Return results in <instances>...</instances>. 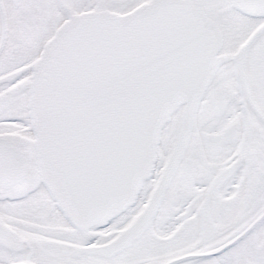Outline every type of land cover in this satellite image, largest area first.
Segmentation results:
<instances>
[{"label": "snow or ice", "instance_id": "snow-or-ice-1", "mask_svg": "<svg viewBox=\"0 0 264 264\" xmlns=\"http://www.w3.org/2000/svg\"><path fill=\"white\" fill-rule=\"evenodd\" d=\"M0 264H264V0H0Z\"/></svg>", "mask_w": 264, "mask_h": 264}]
</instances>
